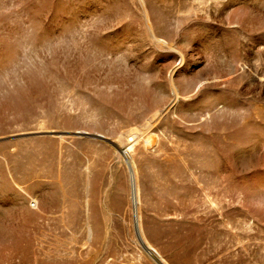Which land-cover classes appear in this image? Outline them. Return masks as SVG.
Listing matches in <instances>:
<instances>
[{"label":"rangeland","instance_id":"obj_1","mask_svg":"<svg viewBox=\"0 0 264 264\" xmlns=\"http://www.w3.org/2000/svg\"><path fill=\"white\" fill-rule=\"evenodd\" d=\"M148 251L264 264V0H0V264Z\"/></svg>","mask_w":264,"mask_h":264},{"label":"bare ground","instance_id":"obj_2","mask_svg":"<svg viewBox=\"0 0 264 264\" xmlns=\"http://www.w3.org/2000/svg\"><path fill=\"white\" fill-rule=\"evenodd\" d=\"M148 142H149V141H148ZM147 249H148V248H147ZM150 251H151V250H150ZM150 251H148V253H150ZM152 253H153V252H152ZM149 255H150L152 258L154 257V258H153L154 260L157 259V260H155V261H156L158 264H161V263L159 262L160 259L157 258L155 254H153V255H155V256H153L151 253H150Z\"/></svg>","mask_w":264,"mask_h":264},{"label":"water","instance_id":"obj_3","mask_svg":"<svg viewBox=\"0 0 264 264\" xmlns=\"http://www.w3.org/2000/svg\"><path fill=\"white\" fill-rule=\"evenodd\" d=\"M138 231V230H137ZM139 234V233H138ZM139 239H140V236H139Z\"/></svg>","mask_w":264,"mask_h":264}]
</instances>
